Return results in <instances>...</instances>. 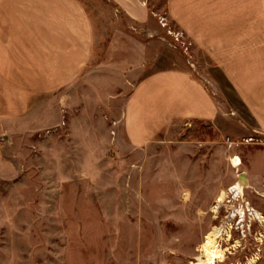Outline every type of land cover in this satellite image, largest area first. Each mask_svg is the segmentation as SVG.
I'll list each match as a JSON object with an SVG mask.
<instances>
[{
    "label": "crops",
    "instance_id": "obj_1",
    "mask_svg": "<svg viewBox=\"0 0 264 264\" xmlns=\"http://www.w3.org/2000/svg\"><path fill=\"white\" fill-rule=\"evenodd\" d=\"M85 1L0 0V145L14 144L0 174H22L25 158L15 148L22 142L32 158L55 156L63 166L83 159L93 184L114 164L128 166L127 185L133 161L171 140L174 126L206 124L233 141L264 134V0H160V8L159 0H87L104 6L110 32L103 37ZM160 12L191 42L195 59L208 62L205 82L181 56L150 52L148 41H163L150 26ZM97 41H130L129 54L121 64L94 66ZM52 128L49 139L60 144L47 150L49 139L39 135ZM241 153L236 175L264 190V149ZM221 189L208 190V204ZM173 191L178 203L187 200L186 190Z\"/></svg>",
    "mask_w": 264,
    "mask_h": 264
},
{
    "label": "rangeland",
    "instance_id": "obj_2",
    "mask_svg": "<svg viewBox=\"0 0 264 264\" xmlns=\"http://www.w3.org/2000/svg\"><path fill=\"white\" fill-rule=\"evenodd\" d=\"M85 7L102 37L109 34L103 4L86 0ZM153 19L150 26L161 30L163 41H148L150 52L163 49L166 60L181 56L205 82L208 62L195 59L191 42L163 12ZM178 34L183 41H174ZM129 46L130 41H97L92 65L121 64ZM55 131L45 130L39 139L48 140ZM170 138L133 161L127 185L128 166L114 164L93 184L79 167L83 159L66 158L63 166L55 156L32 158L24 143H16L24 171L14 179L0 174V264H201L200 246L216 232L224 253L216 264H264V190L249 188L245 174L234 169L241 165L242 150L262 147L232 151L200 123L174 126ZM45 143L52 150L60 141ZM13 145L1 143V159H13ZM238 182L244 188L236 195L229 190ZM218 185V197L208 204V190ZM174 186L187 191L185 202L174 200ZM246 208L250 219L238 223L235 214Z\"/></svg>",
    "mask_w": 264,
    "mask_h": 264
},
{
    "label": "bare ground",
    "instance_id": "obj_3",
    "mask_svg": "<svg viewBox=\"0 0 264 264\" xmlns=\"http://www.w3.org/2000/svg\"><path fill=\"white\" fill-rule=\"evenodd\" d=\"M240 180H244L243 177H241ZM239 184L232 186L229 191H232L233 194L238 195V188ZM225 196V195H224ZM221 201H218L217 203H221ZM215 212V209H213ZM239 211V210H238ZM264 222V221H263ZM219 237L218 233H211L209 236L205 238V243L200 246L202 253V257L197 259L201 264H216L217 262H221L220 260L224 258L223 251L218 249V245L216 243V239Z\"/></svg>",
    "mask_w": 264,
    "mask_h": 264
},
{
    "label": "built area",
    "instance_id": "obj_4",
    "mask_svg": "<svg viewBox=\"0 0 264 264\" xmlns=\"http://www.w3.org/2000/svg\"><path fill=\"white\" fill-rule=\"evenodd\" d=\"M164 20L165 18H160V23L162 26L166 25ZM183 39H184L183 35L178 34L176 35L174 41L179 42V41H183ZM225 143L228 145L229 148L233 146L237 147L240 145L258 146V147L264 148V134L256 130H252L251 133L247 137L241 138L238 141H233V140H230V138L226 137ZM245 210L246 212L244 214H241V215L235 214L237 216L236 218H237L238 223H240L241 220H245L246 217L250 219L251 211H247V208Z\"/></svg>",
    "mask_w": 264,
    "mask_h": 264
},
{
    "label": "flooded vegetation",
    "instance_id": "obj_5",
    "mask_svg": "<svg viewBox=\"0 0 264 264\" xmlns=\"http://www.w3.org/2000/svg\"><path fill=\"white\" fill-rule=\"evenodd\" d=\"M237 184H239V186H237V188L239 187L238 189H242V188H244V186H243L241 183L238 182V183H236V185H237Z\"/></svg>",
    "mask_w": 264,
    "mask_h": 264
}]
</instances>
